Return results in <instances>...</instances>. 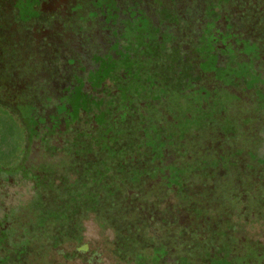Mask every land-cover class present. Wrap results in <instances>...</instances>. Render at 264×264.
Returning a JSON list of instances; mask_svg holds the SVG:
<instances>
[{"label":"rangeland","instance_id":"rangeland-1","mask_svg":"<svg viewBox=\"0 0 264 264\" xmlns=\"http://www.w3.org/2000/svg\"><path fill=\"white\" fill-rule=\"evenodd\" d=\"M13 1L11 8L7 7L9 16L13 18L10 19L4 11L7 4ZM36 2L37 0H0V44L11 41V37L17 34L20 46L18 49L13 47L4 50L0 45V96L12 107L6 109L9 122L7 128L0 132V152H11V157L14 153L17 155L19 142L23 145L24 152L28 150L22 156V164L8 168L7 165L14 162L13 159H8L3 164L5 167L0 166V264H40L43 258H47V251L43 250L46 244L43 241L45 224H27L24 213L34 200L39 201V205H42L41 212L45 213V205L58 202L51 193L57 195L62 206L74 204L68 210L67 223L62 222L55 228L58 231L55 236L76 238L80 225L78 216H90L96 224L109 229L110 222L115 230L113 249L121 262L172 264V256L179 251L174 243L182 245L183 240L184 243H194L195 236H200L197 240L201 244L196 240V246L190 244L188 249L198 248V251L206 254L209 252L205 264H264V236L261 239L257 233L261 228L264 233V222L260 223V215L264 218V207H261L264 206V78L259 71L264 73V0H229L227 4H222L224 0H174L168 9L174 11L177 6L181 7L182 14L176 21L177 25L168 27L166 22H159L162 9L151 0L146 1V8L150 9L155 19L139 6L140 2L133 4L130 0H91L89 7L78 2L73 9V12L76 11V21L68 24V27H76L68 32L65 28L59 32L51 31L47 43H37L33 35L42 31L44 23L41 20L33 23L35 30L31 29L32 25L28 30L23 29V25H28L38 17ZM118 2L124 6L129 3L132 5L124 9ZM196 11H201L202 14L204 11L211 12L212 18L209 19L217 20L216 23L207 20L206 15L199 16ZM135 20L142 21L137 25L143 30H153L159 26V34H170L168 31L174 33L173 40L167 45V49L172 50L159 53L154 63L144 68V71H150L166 86L168 100L177 96L181 84L180 76L171 67V60L181 58L188 49H192L193 53L190 50L186 60L201 58L202 52L198 55L195 50L198 51L209 40L212 45L209 57L220 58L215 65L216 74L206 68L202 71L196 68V78L192 85L207 93L198 111L205 113L210 122L207 128L214 130L217 136L203 140V129L195 132V136L185 139L187 146L199 142L204 151H212L214 155L208 160L199 152L201 159H185L187 164H196V174L186 173L188 177L182 178L183 182L177 184L176 189L173 187L172 191L168 183L173 178L167 174L168 167L164 171L163 168L167 166V154H171L180 141L176 136L170 135L168 130H164L168 125L161 126L162 135L159 138H156L158 128L154 126L151 130L147 129L144 135L133 139L132 126L137 123L138 114L130 112L126 116L121 112L123 105L119 89L123 83H120L121 75L116 66L117 56L139 58L138 48L133 42L126 47L122 45L117 56L114 55L117 54L116 48L119 45L112 47L110 51L105 49L99 56L95 53L104 49L109 40L103 28L113 29L112 38L122 39V36H126L125 32L132 33L126 30L136 26ZM91 21L93 22L89 23ZM124 25L128 28L124 29ZM203 30L210 31L206 37L202 35ZM131 37L138 40L135 33ZM12 44L15 45L13 41ZM121 52L125 53L124 57L123 54L120 55ZM228 58H233L231 63L244 60L249 74L241 75L237 66H242L230 62L227 64ZM111 69L113 73L109 74ZM63 83L65 84L62 85ZM38 91L42 95L35 97ZM50 92L55 95H48L49 102L56 106L58 113L55 115L50 111L54 108L52 106L49 113L39 115L37 112L44 107L42 103L45 100L47 102L44 96ZM186 93L190 95L192 91ZM22 100L24 102L21 103ZM15 102L18 103L13 106ZM145 103L150 109L155 106L154 102ZM164 104L169 106L166 102ZM27 108H34V118L25 114ZM167 112L170 113L169 110ZM190 120L187 117L186 120L179 121L184 124L183 122ZM120 125L126 126L125 129L130 132L127 139L132 138L131 143L120 142L119 136L109 137V131L118 130L119 134V130H123ZM13 132L17 139L11 136ZM124 145L131 149L133 147L134 157L129 162L121 160V156L116 157L133 170L136 176L131 177L132 180L129 172L124 171L121 164L118 165L117 159L112 160L118 148H123ZM210 145H215L214 149L209 148ZM31 155L36 160L42 157L48 159L47 163L31 162ZM50 159H57L56 169L50 165ZM110 161L115 170L106 173V166ZM70 171L76 178L68 173ZM138 177L140 179L137 183L135 181ZM149 178H154L152 192H162L158 195V200L165 201L163 196L168 197L167 192L174 195L168 204L176 210L171 216V219L174 217V222L205 211L200 220L202 225L198 224L196 218L189 230L182 226L172 227L165 240L162 234L155 238L149 236L147 224H155L156 215L165 216L161 213L164 208L142 205L137 199L144 194V182H148ZM187 178V181L184 180ZM198 178L205 181L196 183ZM68 182L73 184L68 185ZM129 182L137 184L132 186ZM74 187L83 189L85 193H73ZM128 191L131 192L130 195L134 191L137 197H129ZM31 194L32 197H28ZM250 199L252 200L246 204V200L248 202ZM211 203L215 206H228L225 207L228 212L224 221L207 212L204 204ZM232 204L235 206H231ZM147 218L152 222H147ZM233 223L249 225L250 229H254L253 233L246 235L248 241L244 239L240 247L233 244L231 246L232 242L222 244L219 241L220 232L221 238L230 237L236 241L232 232ZM85 229L88 238L99 239L103 234H100L92 221L86 222ZM227 230L229 235H223L222 232L226 233ZM16 233L20 234L18 239L13 241L8 238V235ZM133 236L136 243L134 246L131 244ZM31 240L35 245L42 246L36 248L30 243ZM106 243L103 242L105 245ZM226 247L234 255L232 258L219 255L226 252ZM74 249L84 260H95L100 254L90 243L78 244ZM61 254L66 260L74 255L70 250L61 251ZM201 254L199 253L200 257ZM38 260L39 263H36Z\"/></svg>","mask_w":264,"mask_h":264},{"label":"trees","instance_id":"trees-1","mask_svg":"<svg viewBox=\"0 0 264 264\" xmlns=\"http://www.w3.org/2000/svg\"><path fill=\"white\" fill-rule=\"evenodd\" d=\"M136 2V4H139V6L142 9H145L146 11H148V13L151 15L150 13V9H147L146 6L147 5V0H130V2ZM149 1V0H148ZM153 4L155 5H160L158 7H160L162 9V13L160 15V19L159 22H166L167 23V27L169 25H177V22L182 14V10L181 7H176V10L172 11L170 9H168V7L171 6V4L173 3L174 0H151ZM229 0H224V2L222 4H227ZM116 3V1H114ZM138 2V3H137ZM132 3L128 4V5H121L118 2V5H121L124 9H128ZM134 4V3H133ZM181 5H183L181 3ZM102 7V6H101ZM104 8H107V6H104ZM155 6L152 7V9H154ZM109 10V9H108ZM5 13H9L10 11L6 10L4 11ZM198 12L199 16H208L207 20L210 18H212V14L211 12H207L204 11V13L202 14L201 11H196ZM160 14V13H159ZM152 16V15H151ZM10 19H13L9 16ZM152 18H154L152 16ZM155 19V18H154ZM210 22H214L213 24L216 23L217 20L215 19H209ZM76 20H74L75 22ZM136 21V26L133 25L132 27L128 28L127 25H124V29H127L126 31H131L132 33H126V36H122V39L120 37V39H116V38H112V33H114L113 29L110 28H103L105 33L108 34L109 36V40H107L106 44L107 46L103 49L101 48L100 51L95 52L98 54H101L105 49L109 50L112 47H116L117 45L118 48H116V50L118 51L117 54H115L114 56H117L120 50V47H126L129 46L131 43L134 42V46L138 48V52L140 53L138 55L139 58L137 57H133V58H122L121 56H117L118 57V61L116 63L117 69L120 72L121 75V79H120V83H123L122 88L119 89V93L122 94V110L121 112L128 116L130 114V112L133 113H137L138 114V121L136 124H134L132 126V138L136 139L137 137L139 138L140 136L144 135L146 130H151L152 128H154V126L156 128H158L157 130V136L156 138H159L162 135V131H160L162 128L161 126L163 125H168L166 126V128L164 130H168L170 132V135L176 136L178 138V140L180 141L179 146L176 147V149L173 150V152L171 154H166L168 155L167 157V166H164V169H166V167H168V175L170 177L173 178V180L171 181V183H168L167 185L170 187V191L174 189H176V185L177 184H181V182H183L182 178H186L188 177V175H186V173H188L190 175H194L195 173V168L197 166H195L196 164H187L185 159H190L193 158L192 160H197L196 157H198V159H201V154L199 152H201L204 156L205 159L211 160V157L214 155L212 153V151L210 153H208L207 151H204L201 147L200 144H198L199 142L192 144L190 146H187L186 144V138L187 137H191V136H195V132H200L204 129V134L205 136L204 138H208L210 136H217V133H214V130L208 129L207 125L210 123L208 122V118L205 116V113H200V111H198V109H200V104L202 101H204L203 99L206 96V91H203L195 86L192 87V85L194 84V79L196 77L195 76V70L197 68V70H203V68L208 69L209 72H214V74L217 73V69H215V65L217 64V60H219L220 58H210V54H211V41H206L204 45L200 46L198 51L195 50V53H197L199 55V53L202 52V57L201 58H188L186 60V57H188V55L190 54V50L192 51V49H188L186 50L185 53H183L182 57L171 60V67L174 68L177 72V74L180 76V81L181 84L179 86L178 92H177V96L172 97L170 100H168V96L169 94L167 93V88L165 85H162L161 82L158 80V78H155V76L150 72V71H144V68H146V66H149L151 63H154V60L157 59L156 57L159 55V53H163L164 50L166 51H170L172 49H167V45L169 46L170 44V40H173V34H171V31H168V33L170 34H159L158 31V27L154 28L153 30H151L150 28H141L138 27L137 23H141L142 21L139 20H135ZM139 21V22H138ZM93 21L89 22L92 23ZM14 25V24H13ZM87 25V24H85ZM82 26V24L80 25ZM80 28V27H78ZM13 30V29H12ZM173 30V29H172ZM10 32V31H8ZM210 31H202V35H204V37L207 36V34ZM122 33V32H121ZM134 33L136 35H138V40H134L132 39L133 37H131L132 35H134ZM150 33V35H149ZM141 36H142V40H141ZM146 36H150L151 38ZM153 37V38H152ZM156 38V39H154ZM18 39H19V35L14 34V36L11 37V41H7L6 43H1L0 45H2L6 50V48L11 49V48H15L18 49L20 46H18ZM12 41L15 43L12 44ZM153 41V42H152ZM255 41V40H254ZM5 44V45H4ZM108 47V48H107ZM195 49V48H194ZM200 50V52H199ZM193 53V51H192ZM207 53H209V55H207ZM123 54V57L125 56V53L121 52L120 55ZM207 55V57H206ZM99 56V55H98ZM215 56V55H214ZM184 57V58H183ZM24 58V56H23ZM233 58H228V62L227 64L232 60ZM236 58H234L235 60ZM241 62H236V63H231L233 65H241L237 66V69L239 71V73L241 75H248L249 74V69L247 67H245V63L243 62L244 60H240ZM226 64V65H227ZM260 73L262 74L263 78H264V73L259 70ZM113 73V69L109 70V74ZM38 74V73H37ZM41 79V77H40ZM43 79V78H42ZM2 85V79H0V86ZM2 91V90H1ZM50 91V90H49ZM177 91V90H176ZM187 91H192V94H188L186 93ZM42 93L41 91H38L37 94H35V97H39L41 96ZM48 95H53L51 92L46 94L44 97L47 99V102L45 100V102H43L42 104H44L41 108L40 112H37L39 115L44 114L45 112L49 113L54 112L55 115H57L56 113H58L56 106H53L50 102H49V97ZM173 96V95H172ZM29 100V99H28ZM145 101H149V102H154L155 106L152 107L151 109L148 108L149 106L145 103ZM24 102V100L21 101V103ZM39 102V101H38ZM167 103L169 106L167 107V105L165 106L164 103ZM18 102L13 103L16 104ZM20 103V102H19ZM27 103V102H26ZM8 102L7 100H5L3 98V96H0V132L3 129L7 128L8 125V111L6 109L12 108L10 106L7 105ZM28 105V104H27ZM40 105V103L38 104V106ZM37 106V107H38ZM52 106L54 108H52ZM52 108V110L50 109ZM36 109V108H35ZM50 109V111H49ZM138 110V111H137ZM169 110L170 113H168L167 111ZM34 111V108H27L26 113L27 115H29V117L32 119L34 118V114H32ZM11 112V111H9ZM121 112H118L121 113ZM41 113V114H40ZM13 114L15 117H17V115L15 114V112L13 111ZM9 115V114H8ZM262 115V114H260ZM259 115V117H260ZM46 117H48V115H46ZM187 117H190L191 120L190 121H185L183 122L184 124H182L179 120H186ZM263 117V115L261 116ZM37 120H39V117ZM36 120V121H37ZM179 123H181L180 125H178ZM34 125V123L32 124ZM121 127H123V130H119V134H118V130L116 131H109L108 135L109 137H115V136H119L120 138V142L122 140V143L124 142V144H126L127 142L131 143L132 138L131 139H127V137H129V131L128 129H125L126 126L124 125H120ZM176 126V127H175ZM22 127V126H21ZM164 127V126H163ZM39 126L37 125L38 129ZM20 129V127H19ZM11 130V126H9V131ZM131 131V130H130ZM22 132V131H20ZM113 133L111 135V133ZM110 133V134H109ZM214 133V134H213ZM23 135V133H22ZM12 137H14L15 139H17V137L13 134L11 135ZM99 137V136H98ZM122 137V139H121ZM19 140V139H18ZM96 140V139H95ZM97 140H100L97 139ZM203 140L201 139V141L203 142ZM118 142V140H117ZM102 143V142H101ZM0 144H2V137L0 136ZM18 146V143H15ZM131 145V144H130ZM22 144L21 142H19V146H18V151H17V155L14 153L13 157H11V152H0V166H2L3 164H5V161L8 159H13L14 162L12 164H8L7 167L8 168H12L13 166H15L18 163H23V159L22 156L25 154H27V151L24 152V149L22 148ZM132 146H134V142L132 143ZM215 145H210L209 148L214 149ZM126 148V149H123ZM122 148V146H120L118 148V150L116 151V154L113 159H117V157L121 156V160L123 159V161L125 160V162H129L133 157H134V152H133V147L131 149V147L129 146L127 148V146ZM189 148V149H188ZM1 149V147H0ZM209 150V149H207ZM122 151V152H121ZM24 152V153H23ZM207 152V153H206ZM19 153V155H18ZM20 153L22 154L20 156ZM200 154V155H199ZM23 156V157H24ZM27 156V155H26ZM117 156V157H116ZM43 158V157H42ZM38 159L36 160V158L32 157V155L29 157V160L32 161H41V162H46L48 159ZM204 158L202 157V162H204ZM26 159V157H25ZM56 160L57 159H50L49 163H51L50 165H52V167H54L55 169L56 167ZM111 160V161H112ZM118 161V165L121 164L124 171L129 172L130 174V180H132V178L134 176H136L131 170L130 168L127 167L126 163L123 161ZM110 161V162H111ZM192 162V161H191ZM21 163V164H22ZM47 163V162H46ZM45 163V164H46ZM113 162H111L108 166H106V173H111L112 171L115 170V166L112 165ZM170 164V167L168 166ZM12 165V166H10ZM3 167H5L3 165ZM195 167V168H194ZM216 168H214L215 170ZM93 172V170L91 171V173ZM154 172V171H153ZM71 175H74L76 178V175L73 174L71 171L68 172ZM156 173V172H155ZM166 173V171H165ZM93 174V173H92ZM74 176H72L74 178ZM71 177V178H72ZM132 177V178H131ZM140 178L138 177L136 179L135 182H137ZM195 180L197 178H194ZM193 179V180H194ZM75 180V179H74ZM153 179H148V182H144V188L142 189V191L144 192V194L139 195L138 201L140 202V204H150L152 207L161 209L164 208L165 211L163 212V210L161 211V213H164L165 216H163L162 214L160 215H156L155 218V224L153 225H149L147 224L146 227V231L148 232L149 236H151L152 238H155V236H158L160 234L164 235V240L166 235L168 234V231L172 229V227H179L182 226L183 228H186L187 230L190 229V225L193 223V219H198V224L201 226L202 224L200 223L201 217L203 216V214L205 213L202 212L199 215H195L193 217L192 216L187 217V218H183L182 220H180L179 222H174V217L171 219V216L175 214L174 209L170 208L168 206L169 203H171V199H173L172 194H168V197H165V195L163 196V198L165 199V201H160L158 200L159 197L158 195H160L162 192H158L161 190H156L155 193H153L154 191L151 190L153 187ZM184 180H188L184 179ZM192 180V181H193ZM201 181H205L202 180L200 178H198L196 183H199ZM74 182V181H73ZM73 182H68L69 184H73ZM135 182H129L131 183L132 186H135L137 183ZM127 184V183H126ZM172 184V187H171ZM126 186V185H124ZM152 187V188H151ZM167 187V186H166ZM62 188V187H61ZM160 189H162V186H159ZM58 191V190H57ZM81 191V192H80ZM153 191V192H152ZM64 192V191H63ZM75 194L80 195L84 194L85 191L81 188H77L75 189L74 187V191ZM157 192V194H156ZM65 193H67L65 191ZM70 192H68L69 194ZM129 193V191H128ZM134 191H132V195H135ZM54 194L56 197V200H58V204L56 203V201L54 202L53 205L47 206L45 205V213L41 212V204L39 205V201H31L32 204L31 206H29V209H27V211L24 213V216L27 220V224L30 223H36L38 225L45 224L43 227L45 228L44 233L45 236H43V241L46 243L45 247L43 248V250L47 251V258L44 259L42 261H40V264H129L126 262H121V260L119 259L118 255L115 253L114 249H113V245L112 244V238H114L113 234L115 235V230L113 229L114 227L110 224L109 222V226L111 227L109 228H104L102 226H99L98 224L95 223V221L93 220V218L90 219L89 217L86 216H78L77 218L80 220V225H79V232L78 236L76 238H59L58 236H55V233L57 235V230L55 229L56 227H58V225L62 222L67 223L68 220V210L71 206H73V203H70V205H61L60 203V199H58L57 195L55 193H51ZM131 192L129 193V197L132 196L130 195ZM74 195V194H73ZM72 195V196H73ZM74 195V196H77ZM88 195V194H87ZM231 195V193H230ZM137 197V195H135ZM28 197H32L31 195H28ZM140 197H142V199H140ZM249 203V200L247 202L246 200V204ZM141 205V206H142ZM205 207L207 208V212H211L210 214L212 215H216V217L219 216V218H222V221L225 220V216L228 212V210L225 209V207L228 208V206H219V205H214V203H211L210 205H206L204 204ZM208 206V207H207ZM231 206H235V204H232ZM245 218V217H243ZM35 219V220H34ZM147 222H152L151 220H149L147 218ZM87 221H92L94 223V225H96L97 230L101 233H103L102 235H100L99 239H94V238H88L87 237V232H86V222ZM26 222V221H25ZM260 223H263V220L260 221ZM61 225V224H60ZM234 226L233 229V235L235 236L236 241H233L232 239H230V237H223L221 238V232L220 235H218L219 241L222 244H227L231 243L233 245H239V247L242 245L241 243L244 242V239L248 241L247 236L250 235V233H253L254 229H250V226H240V224H236L234 225V223L232 224ZM231 225V226H232ZM262 229V228H261ZM259 230L257 233H261L262 230ZM107 231L109 233V235H107ZM228 231L225 233H223V235L225 234L226 236H228ZM247 235V236H246ZM20 237L19 233H16V235H8V238L11 240H15L18 239ZM133 238V239H132ZM131 238L132 242V246L136 245L135 243V238L134 236ZM186 239V237H184ZM200 238V236H195V242H191V243H184L185 240H183L182 245H180L179 243H174L175 247L179 248V251L174 253V256H172V264H200L199 262H202V264H205L206 262V257L209 256V252L208 254L202 252V251H198V248L194 249V250H189L188 248L190 247V244H192L194 247L196 246V240ZM104 239V240H103ZM261 240V239H260ZM42 242V239L40 240ZM76 241V242H74ZM106 241V245L103 244V242ZM129 242V241H128ZM33 246L40 247L41 245H35V242L33 243V240H31L30 242ZM81 243H90L93 246H95V248L98 250L99 257H97L95 260L92 259H88V260H84L82 257H80V253H78L74 247L77 246L78 244ZM198 244L200 243V240H197ZM37 244V241H36ZM167 247V246H166ZM32 248V247H31ZM226 252H221L219 255H221L223 258L226 256L229 257H233L234 255H231V251L228 250V248L226 247ZM66 250H70L74 255L72 258L66 260L65 258H62V254L61 251H66ZM75 252H74V251ZM49 251V252H48ZM37 252V251H36ZM31 253V252H30ZM199 253L201 254V257L199 255ZM97 255V254H96ZM108 257V258H107ZM184 258V260H183ZM180 259V261H178ZM187 259V260H185ZM178 261V262H177ZM211 261V260H210ZM39 263V260L38 262ZM241 264H245V263H241Z\"/></svg>","mask_w":264,"mask_h":264},{"label":"flooded vegetation","instance_id":"flooded-vegetation-1","mask_svg":"<svg viewBox=\"0 0 264 264\" xmlns=\"http://www.w3.org/2000/svg\"><path fill=\"white\" fill-rule=\"evenodd\" d=\"M90 1L91 0H37V2L35 4L36 5L35 8L38 10V13H37L38 17H35L30 23H28V25H23L24 26L23 29L28 30L29 26L32 25L31 29L35 30L33 28L34 27L33 23L36 20H41L42 23H44L42 31L40 33H33V35L35 36V41L37 43H40L41 41H43L44 43H47L50 40L49 34H51V31L52 32H59L65 28V30H67V32H68V30L72 29L73 27H76V26L68 27V24H70V23L74 22V20H76V18L74 17L76 11L73 12L74 7L77 5L76 3L81 2L82 6L84 5V6L89 7ZM13 3H14V1L10 4H7L6 7H9L8 9H10L11 5H13ZM5 14L8 15V17H9V13H5ZM20 25H21V23H20ZM66 28H69V29H66ZM53 82H55V81H53ZM64 84L65 83H63L62 85H64ZM251 200L252 199H250L249 202ZM261 207H264V206H261ZM260 216L262 217L261 221L263 220V222H264L263 216L262 215H260ZM263 236H264V233L261 232L259 234V237H261V239H263L262 238Z\"/></svg>","mask_w":264,"mask_h":264}]
</instances>
